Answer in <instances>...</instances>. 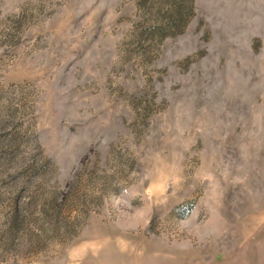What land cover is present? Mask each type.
Here are the masks:
<instances>
[{
  "label": "rangeland",
  "instance_id": "rangeland-1",
  "mask_svg": "<svg viewBox=\"0 0 264 264\" xmlns=\"http://www.w3.org/2000/svg\"><path fill=\"white\" fill-rule=\"evenodd\" d=\"M0 264H264V0H0Z\"/></svg>",
  "mask_w": 264,
  "mask_h": 264
}]
</instances>
